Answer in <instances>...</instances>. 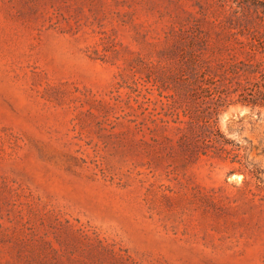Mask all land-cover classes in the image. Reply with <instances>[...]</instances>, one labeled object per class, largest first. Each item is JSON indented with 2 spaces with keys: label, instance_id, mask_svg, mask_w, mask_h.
Wrapping results in <instances>:
<instances>
[{
  "label": "rangeland",
  "instance_id": "rangeland-1",
  "mask_svg": "<svg viewBox=\"0 0 264 264\" xmlns=\"http://www.w3.org/2000/svg\"><path fill=\"white\" fill-rule=\"evenodd\" d=\"M238 9L0 0V264H264V106L235 93L218 115L257 178L186 154L157 85Z\"/></svg>",
  "mask_w": 264,
  "mask_h": 264
},
{
  "label": "trees",
  "instance_id": "trees-1",
  "mask_svg": "<svg viewBox=\"0 0 264 264\" xmlns=\"http://www.w3.org/2000/svg\"><path fill=\"white\" fill-rule=\"evenodd\" d=\"M235 1L239 18L247 19L242 28L233 31L230 26L229 38L221 44L206 42L197 48L194 43L184 44L180 55L174 50L178 70L156 83L173 89V95L183 100L174 101L172 115L180 133L179 146L186 154L194 159L231 158L239 162L231 172L259 178V169L243 160L240 147L225 136L218 120L220 107L235 93L239 102L264 106V0Z\"/></svg>",
  "mask_w": 264,
  "mask_h": 264
}]
</instances>
